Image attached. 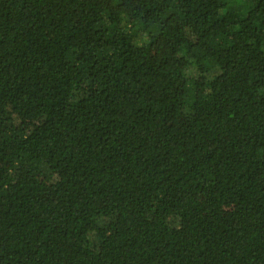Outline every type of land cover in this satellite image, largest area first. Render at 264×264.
Instances as JSON below:
<instances>
[{
  "label": "trees",
  "instance_id": "trees-1",
  "mask_svg": "<svg viewBox=\"0 0 264 264\" xmlns=\"http://www.w3.org/2000/svg\"><path fill=\"white\" fill-rule=\"evenodd\" d=\"M0 264H264V0H0Z\"/></svg>",
  "mask_w": 264,
  "mask_h": 264
},
{
  "label": "rangeland",
  "instance_id": "rangeland-1",
  "mask_svg": "<svg viewBox=\"0 0 264 264\" xmlns=\"http://www.w3.org/2000/svg\"><path fill=\"white\" fill-rule=\"evenodd\" d=\"M187 73L190 74V75H196L195 68L193 66H191L190 68L187 69ZM99 223L102 224V220L101 219L99 220ZM88 238L90 240L94 239V234L90 232L88 234Z\"/></svg>",
  "mask_w": 264,
  "mask_h": 264
}]
</instances>
